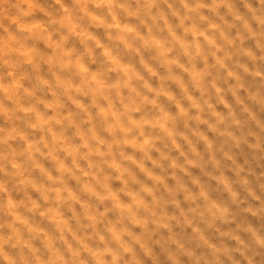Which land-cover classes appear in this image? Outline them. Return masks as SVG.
I'll return each instance as SVG.
<instances>
[{
  "label": "rangeland",
  "instance_id": "rangeland-1",
  "mask_svg": "<svg viewBox=\"0 0 264 264\" xmlns=\"http://www.w3.org/2000/svg\"><path fill=\"white\" fill-rule=\"evenodd\" d=\"M0 264H264V0H0Z\"/></svg>",
  "mask_w": 264,
  "mask_h": 264
},
{
  "label": "clouds",
  "instance_id": "clouds-1",
  "mask_svg": "<svg viewBox=\"0 0 264 264\" xmlns=\"http://www.w3.org/2000/svg\"><path fill=\"white\" fill-rule=\"evenodd\" d=\"M6 258L11 259L10 257H6Z\"/></svg>",
  "mask_w": 264,
  "mask_h": 264
}]
</instances>
